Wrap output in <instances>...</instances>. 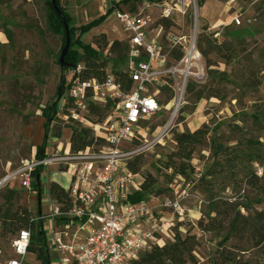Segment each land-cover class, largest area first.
<instances>
[{
    "label": "rangeland",
    "instance_id": "rangeland-1",
    "mask_svg": "<svg viewBox=\"0 0 264 264\" xmlns=\"http://www.w3.org/2000/svg\"><path fill=\"white\" fill-rule=\"evenodd\" d=\"M197 2V22L194 17L188 18L181 27L176 17L178 23L171 31L195 32L198 42L213 39L219 46L207 57L201 55L199 70L193 68L195 73L188 78L184 103L175 114L169 94L159 93L161 109L149 121L146 134L150 145L139 155V175L144 179L151 174L156 179L143 193V201L152 210V221L165 224L170 235L175 229L181 235H195L194 261L186 264H214L216 250L223 247L249 264H264V241L259 242L260 236L255 234L264 226V0ZM60 5L75 27L100 17L106 10V4L97 0H61ZM151 16L155 20L157 11ZM157 22L150 28V35L156 33ZM123 34L114 12L108 10L101 24L81 39L93 43L96 36L104 35L108 45L101 58L110 71L124 63L123 59L118 61V51L110 50L114 41L123 42ZM164 45L167 48V43ZM59 49L60 36L47 28L43 0H0V180L22 162L40 159L36 157V145L43 139L44 157L63 154L72 126L86 127L93 133L89 123L101 124L106 116V109L101 108L100 118L86 112L88 122L64 124L55 119L46 132L41 109L56 100L61 77L67 84L72 74L60 67ZM204 124L209 129L208 139L197 147L188 167L181 172L167 166L168 155L176 149L174 135ZM234 125L240 128L239 133ZM247 138L262 145L251 146ZM256 164L262 169L261 176L257 175L256 181L251 178L253 183H245L244 178L254 172ZM39 167L36 190L33 186L29 190L22 187L19 178L5 181L0 184V203L5 191L12 189L17 192V204L27 207L33 215L40 209L46 211L49 185L56 182L65 188L69 175L55 164ZM171 184L188 192L181 202V217L161 205L172 195ZM213 203H217V212L212 209ZM210 218L216 223L224 222L223 233H228L220 236L198 227L200 221L206 223ZM231 223L236 230H230ZM11 237L0 225L1 260L14 256ZM24 261L38 264L33 254L26 255Z\"/></svg>",
    "mask_w": 264,
    "mask_h": 264
},
{
    "label": "built area",
    "instance_id": "built-area-1",
    "mask_svg": "<svg viewBox=\"0 0 264 264\" xmlns=\"http://www.w3.org/2000/svg\"><path fill=\"white\" fill-rule=\"evenodd\" d=\"M97 1L106 4L105 13L114 12L124 32V63L114 68L120 75L111 69L105 71L100 81L82 79L79 76L82 65H77L70 70L72 74L56 112V120L76 124L88 122L86 112L91 107L105 108L107 112L101 124L89 123L94 129L92 145L71 152L68 142L63 154L41 159L33 157L22 162L1 182L19 178L20 185L29 190L32 171L50 164L63 167L62 173L69 175V184L63 187L69 200L68 208L63 210L48 192L46 211L40 209L30 219L42 225L49 252L52 249L56 253L51 264H132L142 252L155 245L162 246L173 236L165 224L152 221V210L145 201H130L129 195L140 191L143 178L133 172L129 163L150 145L146 134L149 121L161 109L159 93L169 94L170 108L175 114L184 103L188 78L195 73L193 68L199 70L201 53L195 32L171 31L178 23L174 20L176 17L181 27L188 18L194 17L197 22L194 11L198 2ZM154 10L158 16L152 20ZM156 20V33L150 35ZM164 20L170 21V26L166 27ZM235 22L239 24L240 20L236 18ZM254 173L262 174L258 164ZM170 189L172 195L161 205L181 217L184 213L181 202L188 195L187 189L173 184ZM30 239L29 229L15 233L11 237L14 256L0 259V264H25L24 258L30 254Z\"/></svg>",
    "mask_w": 264,
    "mask_h": 264
},
{
    "label": "trees",
    "instance_id": "trees-1",
    "mask_svg": "<svg viewBox=\"0 0 264 264\" xmlns=\"http://www.w3.org/2000/svg\"><path fill=\"white\" fill-rule=\"evenodd\" d=\"M61 0H55L56 5L63 12L66 23L68 25V30L70 34V45L69 49L64 56V64L67 67L74 68L77 65L81 64L82 69L79 76L82 79L95 78L97 80H102L106 71V61L101 58V53L106 49L107 41L104 38V35H99L94 38L93 43H85L82 41L81 37L89 32L92 28L97 27L101 24L102 19L108 14L104 13L98 18H95L89 21L86 24H82L78 27H75L72 23L70 15L63 10L60 5ZM44 12L47 28L56 35L60 36V49L58 54L65 43V29L63 24V19L55 11L52 0H43ZM201 4V3H200ZM199 4V5H200ZM163 24L168 27L170 26V21L164 20ZM78 33V35H76ZM5 35L8 36L9 33L5 30ZM218 44L211 39H204L197 41V47L204 57H207L208 53L211 50L218 48ZM111 51H118L117 59L118 61L124 60L126 45L124 42L114 41L110 47ZM118 62L116 61V64ZM115 66V65H114ZM63 70H68L62 68ZM117 76L120 75V72L115 71ZM120 78V77H119ZM66 83L64 76L61 77V80L58 84L56 93V100L48 105L44 106L41 109V115L45 118V130L47 132L50 123L57 119L56 112L58 101L65 92ZM190 91V89H189ZM170 99V96H168ZM202 96L199 94L198 99H201ZM101 108L91 107L90 113L97 115L99 118L101 116ZM235 132L239 133L240 128L237 125H234ZM209 129L204 124L201 127L193 131H182L177 132L174 135L175 141V151L171 152L168 155V164L167 166H175L181 172L188 167V163L193 157V154L197 147L205 144L208 139ZM45 137V136H44ZM46 139H43L42 142L36 145V157L43 158L45 156V146ZM94 139L91 133V130L86 127H76L75 125L71 128V134L69 138V148L71 152H78L83 150L86 146L92 145ZM101 139H98V142H101ZM247 143L251 146L262 145L257 140L246 139ZM140 156H135L133 161L129 163V167L133 172L138 173L140 171ZM256 159V157H255ZM40 167H36L32 171L33 181L31 186L33 190L37 189L39 185ZM258 180V176L252 172L249 177L244 178L245 183H253ZM156 179L151 174H146L143 182L140 186V191L134 192L129 195V199L132 202H140L144 200V192H147L154 184ZM49 196L56 200L59 204L62 205V209H67L69 206V200L67 192L56 182H52L48 187ZM17 192L12 189L5 191V194L2 197L0 203V225L2 230L10 233L12 236L21 229H29L31 231V239L28 246V252L35 256V259L38 261V264H50V252L46 244V236L42 229L41 224H35L31 222L30 219L33 216L32 212L25 206L17 204ZM213 211L217 212V203H213ZM213 218H210L208 222L204 223L200 221L198 227L203 231H212L217 233L220 236H224L226 233L224 231V222H214ZM230 230H236L233 226V223L230 224ZM259 237V242L264 241V226L262 228H257L255 233ZM196 245V237L193 234L181 235L180 232L175 229L173 232L172 239L169 242L164 243L162 246L155 245L150 250L144 251L140 254L137 260H134L132 264H186L188 261H194V256L192 254L194 247ZM214 264H249L247 261L241 260L232 254V252L223 247L219 248L215 252L213 259Z\"/></svg>",
    "mask_w": 264,
    "mask_h": 264
},
{
    "label": "water",
    "instance_id": "water-1",
    "mask_svg": "<svg viewBox=\"0 0 264 264\" xmlns=\"http://www.w3.org/2000/svg\"><path fill=\"white\" fill-rule=\"evenodd\" d=\"M52 4H53V7L55 9V11L57 12V14L59 16H61V18L63 19V24H64V29H65V43H64V46L62 47L61 51H60V55H59V58H58V62L60 64V67L61 68H66L68 70H72L74 68H70V67H67L65 64H64V56L66 54V52L68 51L69 49V45H70V34H69V30H68V25L66 23V20H65V17H64V14L63 12L59 9V7L56 5L55 3V0H52ZM2 180L0 181V184H1Z\"/></svg>",
    "mask_w": 264,
    "mask_h": 264
},
{
    "label": "crops",
    "instance_id": "crops-1",
    "mask_svg": "<svg viewBox=\"0 0 264 264\" xmlns=\"http://www.w3.org/2000/svg\"><path fill=\"white\" fill-rule=\"evenodd\" d=\"M53 254H54V258L52 256ZM55 257H56V253L52 249H50V264H51V262H53L55 260Z\"/></svg>",
    "mask_w": 264,
    "mask_h": 264
},
{
    "label": "bare ground",
    "instance_id": "bare-ground-1",
    "mask_svg": "<svg viewBox=\"0 0 264 264\" xmlns=\"http://www.w3.org/2000/svg\"><path fill=\"white\" fill-rule=\"evenodd\" d=\"M173 118V114H172V117H171V119Z\"/></svg>",
    "mask_w": 264,
    "mask_h": 264
}]
</instances>
